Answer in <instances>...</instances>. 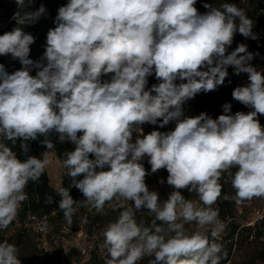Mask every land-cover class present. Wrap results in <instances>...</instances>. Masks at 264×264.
<instances>
[{
  "label": "clouds",
  "instance_id": "9594fccd",
  "mask_svg": "<svg viewBox=\"0 0 264 264\" xmlns=\"http://www.w3.org/2000/svg\"><path fill=\"white\" fill-rule=\"evenodd\" d=\"M196 3L69 0L58 9L37 61L29 58L33 35L19 27L0 35V56L22 65L8 73L0 64V229L17 217L29 181L39 180L49 164L34 156L21 160L6 142L20 141L27 153V142L42 136L51 150L54 134L74 146L62 166L70 188L84 197L78 201L69 188L58 190L69 225L81 206L100 212L106 203L123 208L129 202L103 233L106 264H139L145 257H152L150 264H221L226 253L215 241L223 224L212 206L221 197L222 176L230 179L237 204L264 198V126L258 119L264 115V72L252 65L245 44L228 52L237 32L256 39L244 11L206 3L201 13ZM45 11L17 14L18 23L35 22ZM230 66L235 75L247 74L249 83L232 96L251 111L233 114L225 103L215 119L206 112L185 116L184 103L223 85ZM153 75L159 83L149 88ZM158 121L161 128L175 122V128L134 139L137 125ZM145 158L152 173L167 171L173 191L166 200L149 190ZM46 202L57 203L51 196ZM142 209L155 216L147 226L136 218ZM18 255L15 244L0 242V264H21Z\"/></svg>",
  "mask_w": 264,
  "mask_h": 264
},
{
  "label": "trees",
  "instance_id": "16d2710c",
  "mask_svg": "<svg viewBox=\"0 0 264 264\" xmlns=\"http://www.w3.org/2000/svg\"><path fill=\"white\" fill-rule=\"evenodd\" d=\"M59 0H50L52 3H57L59 5ZM256 14L253 18V32L256 34V39L246 38L237 32L234 36V40L232 45L228 48V52L230 53L233 51L239 44L243 43L247 46V50L254 54V59L251 61L252 65L256 67L258 70L261 68L264 69V59H260L262 55H264V0H256ZM12 1H5L4 6L8 7ZM20 3L17 12L15 13L16 18L17 14L20 17L24 16L25 13H32V11L26 10L24 7L28 6V2ZM46 47V42H45ZM34 55V54H33ZM0 64H3L8 73H13L16 70L20 69L19 62L11 57V55L7 56H0ZM234 69L230 66L228 68V76L225 79V84L229 85L227 89L224 90V93L228 97H233L232 92L236 87L245 86L247 84L241 85L237 82L236 79L233 77ZM35 75V70L31 73ZM150 85L157 84L152 81L151 83L148 82ZM224 84V85H225ZM148 86V85H147ZM188 113L187 116H197L202 112H206L212 118L215 116L210 110L213 104V92H203L197 94L189 103ZM210 112V113H209ZM215 119V118H214ZM160 121L157 122L156 125L145 123L141 125L144 127L143 135L150 133L153 130H160L161 132H167L170 130H174L175 124L170 122L168 125L161 128L159 126ZM137 127V126H136ZM136 127L133 132V136L137 135ZM139 135V134H138ZM142 135V136H143ZM44 137H38L37 140H30L28 141L29 150L27 153H24L20 149V141H17L16 144L13 146L10 141L6 142L12 150L17 153L18 157L21 160L27 159L28 156H34L37 158H42L44 151L46 148L41 144V141ZM50 139L54 143V148L51 149L54 151L55 156L57 159L62 163V161L66 158L65 153L68 151H72L74 146L70 143H60L56 136L53 134ZM49 160V159H48ZM50 161V160H49ZM144 167L148 173H151V166L147 162V159L142 161ZM66 169H64L61 178V187L69 188L70 194L75 200H83V194L76 189L75 187L70 188L71 186V178L68 177L66 173ZM164 176L155 177V182L153 185L157 188L164 187L166 184L168 173L165 169H163ZM82 178V177H80ZM159 179H162L164 182L160 183ZM220 183L222 184V193L221 197L216 201V203L212 206L214 209L218 210L219 213V220L223 221L226 217H230L231 220L226 224L224 229L220 232L218 238L215 242L222 245L223 252L226 253L221 260V264H225L231 258L232 249L238 245L245 243L246 253L249 254L248 260L243 264H253L255 260L264 261V230H259L257 227H250V226H241L237 222H235V206L237 203L232 197L235 195V191L231 186L230 179L225 174L222 176ZM60 187V188H61ZM59 189H55L51 187L48 183V177L46 174V170L44 174L39 178V180L33 182L29 181L25 191L27 193L28 199L23 202L22 206L20 207L17 217L12 221L9 225H13L16 227V230L13 233L9 232V226L7 229H0V242L7 240L9 243L15 244L19 250H22L24 236L28 235L30 232V227L27 224H30L29 221L32 219L31 216L35 218L42 219L43 223L45 219H48L49 223H53V229L56 232L61 230L60 223H66L65 228L69 227L70 232H73L76 235L78 232L81 231L82 234L85 232H89V240L86 244H82V248L86 247L90 241H92L93 237H97V242L93 243V247L90 250L89 257L87 261L90 264H106L108 257L106 249L102 248V243L100 238L98 237L96 231L99 226L109 225L120 215V212L124 210V208L128 207V204H124V207H119L116 202L105 204L103 211L98 212L96 209L92 208L90 205L88 206H81L78 208L76 215L73 217V222L71 225L67 223L64 218L63 213L59 210L58 201L60 200L58 193ZM184 194V193H183ZM51 196L57 203H47V198ZM228 196V199L224 197ZM137 220L142 219L145 222H150L155 218L154 214H150L145 210H141L137 213ZM159 224L160 222L157 221ZM195 227V225H193ZM246 233V234H245ZM81 234V235H82ZM244 234L242 237L241 235ZM210 236V233H209ZM250 240L248 241V238ZM211 239V237H210ZM98 244L101 246V251L103 252V259L100 254L98 253ZM81 248H70L67 251H63L62 254L60 253V261L57 264L62 263L63 261L66 264L68 263V257L71 254L72 250H77L80 253ZM83 256V255H82ZM68 260V261H67ZM140 264V262H139ZM142 264H150V262L145 259L142 260Z\"/></svg>",
  "mask_w": 264,
  "mask_h": 264
},
{
  "label": "rangeland",
  "instance_id": "374dc122",
  "mask_svg": "<svg viewBox=\"0 0 264 264\" xmlns=\"http://www.w3.org/2000/svg\"><path fill=\"white\" fill-rule=\"evenodd\" d=\"M5 1L7 0H0V35H3L6 32H10L18 27L22 28L24 32L33 35V37L35 38L34 43L30 46L29 58L34 61L41 60L45 51L47 32L49 31V29L54 28L56 26L55 18L58 14V9L62 6L67 5L69 0H59V5H56L57 3L50 2V0H23V3H25L24 5H27L26 2L29 3L28 6L24 7L28 11L35 12L41 6H43L46 10L45 13L42 14L35 22L25 24L18 23V18H16L15 16V13L17 12L20 3H18L17 0H8L12 1V3L10 2L11 4L8 8L4 6ZM256 2V0H197L195 7L199 10V12L204 13L208 11V9L204 7V4L206 3L211 4L215 7H219L221 3H232L235 4L238 8L242 9L247 15V17H249L253 21L254 15L256 14ZM16 61L19 62V60ZM19 65L21 68L22 65L20 64V62ZM259 71L264 72V69L261 68ZM233 77L241 85L249 83L247 74L235 75L233 73ZM224 84L218 86L215 91H212L213 104L210 111L215 114V116L213 117L218 118L219 115L223 114L222 106L225 103L231 104V111L233 114L237 111H242L245 113L251 111L250 108L236 101L235 99H233V97L226 96L224 90L227 89L229 85ZM151 86L152 85L148 84L147 87L150 88ZM192 99L186 102L189 103ZM258 119L261 125L264 126V124H262V122H264V115L259 116ZM137 135L133 136L134 139ZM45 152L46 156L43 155L42 158H47L50 160L49 164L45 168L48 177V183L51 187L55 189H60L62 173L65 168L62 166V163L57 159L53 150L46 149L44 153ZM162 175L164 176L163 169L157 171L156 173H148L145 178V182L149 190L158 192L161 201L166 200L168 198L169 193L173 191V188L167 183L164 187L161 188H157L155 187V185H153L156 180L155 177H159ZM182 194L188 199H196L195 194H190L187 190H182ZM242 202L235 206L236 210L234 213V217L235 222H237L238 224H241L245 222L248 218H251V209L259 202V198H253L251 202L248 203V205H243ZM110 203H106V205ZM123 204H129V202H123ZM239 206H241L242 208V211L240 213L237 211V208H239ZM142 210L147 211L146 209ZM137 221L143 222L147 226L151 223L152 220L150 222H145L142 219H138ZM29 223L30 224H27V226H29L31 230L27 236H24V244L22 246L23 248L22 250H19L18 255V259L20 260L21 264H57L58 262H61L60 253L62 254L63 251H67V249L70 248H77V244L79 245V247H81L82 244H86L89 240L88 231L85 232V234L81 233L82 235L77 237L73 234V232H70L69 227L65 228L66 223H60L61 230L59 232H56L55 229H53V223H49L48 219L44 220V224H47V228H44V233L41 239L37 240V236L40 237V235L35 232L33 228V221L31 222L30 220ZM107 226L108 225L103 224L102 226H99L96 231L102 244L104 241L103 233L106 230ZM186 227L189 229L194 228L193 225H186ZM15 230V226H9L10 233H13ZM241 236L243 237L244 234H242ZM250 238L251 237L248 238V241L250 240ZM248 256L249 254L246 253L245 243L241 244V246L236 245L232 249L230 260L225 264H243L248 260ZM144 259L147 260V262H150L152 260V257H145ZM68 260L67 261L69 264H90L87 260H84L82 254L79 253L77 250L71 251ZM62 264L66 263L63 261ZM140 264H142V261H140ZM253 264H264V261L255 260Z\"/></svg>",
  "mask_w": 264,
  "mask_h": 264
},
{
  "label": "built area",
  "instance_id": "2783aa9c",
  "mask_svg": "<svg viewBox=\"0 0 264 264\" xmlns=\"http://www.w3.org/2000/svg\"><path fill=\"white\" fill-rule=\"evenodd\" d=\"M260 59H264V55H262V57ZM35 61H37V60H35ZM109 78L110 77H102V79H109ZM152 81H154V83H159V81H157L156 78H154V75L148 77V82L151 83ZM179 82L180 81H177V83H179ZM201 93H203V92H201ZM188 108H189V104L187 102H185L184 105H183V110H184V115L185 116H187ZM173 123L175 124V122H173ZM262 124H264V122H262ZM140 128L142 129V131H141ZM143 130H144V128L142 126L137 125V127H136L137 134L143 135ZM161 180L162 179H159V182H161ZM251 200H245V201L242 202V204L243 205H248V203H250ZM237 211L239 213L242 211L241 206H239V208H237ZM251 213H252L251 218H248L245 222L241 223L240 225L241 226L257 227L259 230H264V198H259V202L255 206L252 207ZM30 218L33 221V228H34L35 232L38 235H40V237L37 236V240H39V239H41V237H42V235L44 233V223H43L42 219L35 218L34 216H31ZM230 220H231L230 217H226V219L221 221L222 224H223L222 230L224 229V227L226 226V224ZM80 235H81V231L76 234L77 237L80 236ZM96 242H97V237H93L92 241H90V243L84 248L79 247V245L77 244V247L81 248L80 249V253L83 255L84 260L88 259L90 250L93 247L92 244L96 243ZM97 250H98V253L100 254V256L103 259H105V257L102 254L103 252L101 251V246L99 244H98ZM60 264H62V263H60Z\"/></svg>",
  "mask_w": 264,
  "mask_h": 264
}]
</instances>
